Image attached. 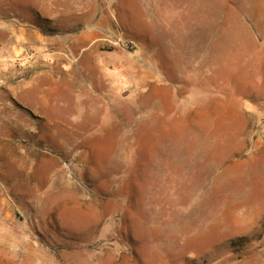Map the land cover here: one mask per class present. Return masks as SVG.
I'll use <instances>...</instances> for the list:
<instances>
[{"label":"rangeland","instance_id":"obj_1","mask_svg":"<svg viewBox=\"0 0 264 264\" xmlns=\"http://www.w3.org/2000/svg\"><path fill=\"white\" fill-rule=\"evenodd\" d=\"M0 31V264H264V0H0Z\"/></svg>","mask_w":264,"mask_h":264},{"label":"crops","instance_id":"obj_2","mask_svg":"<svg viewBox=\"0 0 264 264\" xmlns=\"http://www.w3.org/2000/svg\"><path fill=\"white\" fill-rule=\"evenodd\" d=\"M73 73H74V68L68 63V65H67V71H66V84H68V81H69L68 77H69V75L73 76V78H74V74ZM153 82H154L153 89L150 90V92L148 91V96L149 97H152V99L154 100V102L158 104L157 105V104L154 103V105H153L155 108L156 107L158 108L159 107V103L158 102L162 101V99L160 98V94H159V92L157 90H158V88L160 86L166 87L167 84L160 83V82L158 83L155 80H153ZM30 89H32V88H30ZM191 92H193V94L196 93L197 92L196 87H195L194 90H191ZM42 96H43V94L41 95V97ZM85 97L88 98L87 96H85ZM16 99L19 102H21L22 104H24L26 109H21V110H16V111H10V113H13V114L16 113L18 116L24 117V119H26V117L28 116V114L35 113L36 115H38L41 118V121L43 123H45L47 121V119H49V117H50V115H48L49 113L45 109H42V111L40 109H37L36 106L34 105L35 104V101H33L32 97H27L23 93V94L20 95V97H16ZM45 99H47L48 101H50L49 100L50 98H46L45 97ZM10 113L8 114V116H10ZM56 118H58V117H56ZM26 123L29 124V122H27V121H26ZM26 132H27V129H26Z\"/></svg>","mask_w":264,"mask_h":264},{"label":"trees","instance_id":"obj_3","mask_svg":"<svg viewBox=\"0 0 264 264\" xmlns=\"http://www.w3.org/2000/svg\"><path fill=\"white\" fill-rule=\"evenodd\" d=\"M45 34H49V35H58V32L57 31H54V30H48L46 32H44Z\"/></svg>","mask_w":264,"mask_h":264}]
</instances>
